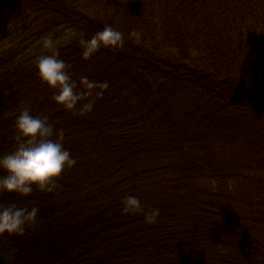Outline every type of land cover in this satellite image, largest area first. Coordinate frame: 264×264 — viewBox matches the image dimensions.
Returning a JSON list of instances; mask_svg holds the SVG:
<instances>
[{
  "label": "trees",
  "instance_id": "16d2710c",
  "mask_svg": "<svg viewBox=\"0 0 264 264\" xmlns=\"http://www.w3.org/2000/svg\"><path fill=\"white\" fill-rule=\"evenodd\" d=\"M115 6L0 0V153L29 106L64 130L77 159L51 193H0L39 207L24 234L0 235L2 247L13 264H264V0ZM25 11L43 28L14 38ZM106 24L125 33L123 47L83 58L79 37ZM42 34L74 77L108 81L91 110L52 99L37 74ZM129 194L158 219L123 212Z\"/></svg>",
  "mask_w": 264,
  "mask_h": 264
},
{
  "label": "clouds",
  "instance_id": "9594fccd",
  "mask_svg": "<svg viewBox=\"0 0 264 264\" xmlns=\"http://www.w3.org/2000/svg\"><path fill=\"white\" fill-rule=\"evenodd\" d=\"M133 30L129 36H137ZM46 50L38 56L36 67L41 81L53 89L52 99L67 110L79 108L81 111L94 107V91L98 87H109L108 81L97 82L87 75L74 77L71 65L61 56L56 40L51 34L41 37ZM83 58H91L100 48L123 47L125 33L111 24L95 31L90 37L81 35L78 39ZM95 91V95H102ZM90 97V99H83ZM14 145L10 151L0 153V193L18 194L27 197L35 190L53 192L59 185L64 171L73 167L77 159L64 146V130L57 129L46 114L34 115L31 107L25 106L15 116ZM125 213L143 212L146 222H155L160 209L154 207L144 211L138 196L126 195L122 198ZM39 217V207L22 206L17 201L0 203V235H21L35 225Z\"/></svg>",
  "mask_w": 264,
  "mask_h": 264
},
{
  "label": "rangeland",
  "instance_id": "374dc122",
  "mask_svg": "<svg viewBox=\"0 0 264 264\" xmlns=\"http://www.w3.org/2000/svg\"><path fill=\"white\" fill-rule=\"evenodd\" d=\"M78 1L80 4H82L83 8H85L86 10L90 12L97 11L98 9L104 12L105 11L115 12L116 10L115 5H117V3L120 2L121 0H110L109 2L107 0H102L104 2H101L100 0H78ZM28 14H29L28 11L27 12L25 11L22 14H20V17L25 19L24 21H26V24L23 25L22 22L21 23L19 22V24H17V21H15L16 22L15 28H13L11 31L12 34L14 35V38H17L18 36L21 39L27 38L28 36H32V32L35 33L39 31L38 28H41V27L43 28V25H44L43 22H42V25H39V26H37V24L35 23L36 15H33L31 13V15L28 16ZM121 17L123 18L122 14H121ZM43 35L45 34H42V36ZM63 39H66V38H63ZM8 46L10 47L11 45H8ZM18 53H19V56L22 55L20 51ZM0 264H13L12 256L10 255L9 252L4 250V248L2 247L1 241H0Z\"/></svg>",
  "mask_w": 264,
  "mask_h": 264
}]
</instances>
